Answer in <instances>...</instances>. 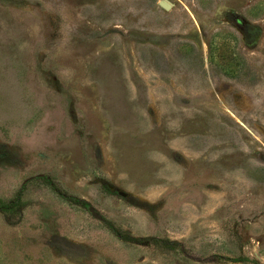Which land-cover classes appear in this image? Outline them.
Wrapping results in <instances>:
<instances>
[{"label": "rangeland", "instance_id": "obj_1", "mask_svg": "<svg viewBox=\"0 0 264 264\" xmlns=\"http://www.w3.org/2000/svg\"><path fill=\"white\" fill-rule=\"evenodd\" d=\"M161 1L0 0V264H264V0Z\"/></svg>", "mask_w": 264, "mask_h": 264}, {"label": "trees", "instance_id": "obj_2", "mask_svg": "<svg viewBox=\"0 0 264 264\" xmlns=\"http://www.w3.org/2000/svg\"><path fill=\"white\" fill-rule=\"evenodd\" d=\"M46 179L49 180V178L46 176ZM57 190H59L58 187H56ZM110 190V189H109ZM70 201H73L75 203H80L81 205L87 207L89 206V203L85 200H82V199H79L77 197H68ZM14 204V201L12 202H5L3 200L0 199V208H4V207H7V208H11ZM229 260L231 261H234V262H241L243 261L244 259L242 257H236V258H228Z\"/></svg>", "mask_w": 264, "mask_h": 264}, {"label": "water", "instance_id": "obj_3", "mask_svg": "<svg viewBox=\"0 0 264 264\" xmlns=\"http://www.w3.org/2000/svg\"><path fill=\"white\" fill-rule=\"evenodd\" d=\"M167 3H168V2H167L166 0H162V1H161V5H162V6H164V7H166V8L171 7L170 5H167ZM120 194H121V195H125L126 193L121 191ZM89 210H90V211L92 212V214H93L94 216H96L97 218H100V219L102 218L101 215H100V214H99V213H98V212H97L92 206H89Z\"/></svg>", "mask_w": 264, "mask_h": 264}, {"label": "bare ground", "instance_id": "obj_4", "mask_svg": "<svg viewBox=\"0 0 264 264\" xmlns=\"http://www.w3.org/2000/svg\"><path fill=\"white\" fill-rule=\"evenodd\" d=\"M167 2H168V1H167ZM167 5H170V6H171V4H170L169 2L167 3ZM166 9H167V8H166Z\"/></svg>", "mask_w": 264, "mask_h": 264}]
</instances>
